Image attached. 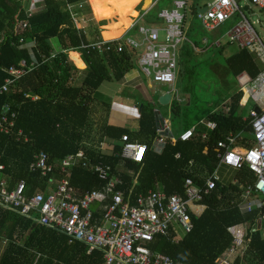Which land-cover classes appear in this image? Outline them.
<instances>
[{"label":"trees","instance_id":"obj_1","mask_svg":"<svg viewBox=\"0 0 264 264\" xmlns=\"http://www.w3.org/2000/svg\"><path fill=\"white\" fill-rule=\"evenodd\" d=\"M88 1L94 10H98L95 0ZM139 1L140 7L151 3V0ZM187 1L192 17L187 28L184 21L187 40L182 42L178 51L176 83L182 84V93L188 100L182 103L173 98L168 104L167 113L172 119L171 129L177 130V140L174 142L171 137H166L163 147L158 148L155 146L159 136L154 119L155 104L151 101L140 100L139 128L135 130L109 124L105 120L96 128L97 131L93 129L94 120L90 115L89 100L99 91L111 94L123 77L135 72L136 64L128 50H116L117 40L107 41L105 45H110V48L103 45L101 51L96 47L86 49L83 45L102 40L101 30L105 39L119 37L137 17L138 9L131 11L132 14L127 10L119 13L116 9V16L114 13L107 17V21H97L95 29L98 35L91 38L92 33L75 22L76 17L90 11L87 0H41L36 1L33 7L30 0H0V87L6 78H14L6 68L20 67V61H26V72L12 81L8 90L0 92V115L5 104L12 106V111L16 112L13 133L22 129L29 136L28 141L24 138L17 140L16 135L0 131V163L5 166L11 186L25 179L29 195L34 190H43L50 174L40 177L39 170L29 169L34 154L46 151L54 165L55 176L60 178L64 175L59 168L61 159L82 148L86 149L91 164L102 162L112 167L122 179L117 188L123 189L126 195L130 190L133 197L159 187L168 194L175 192L184 196V178L190 177L203 187L207 177L216 169L219 163L218 141L226 139L230 133L240 132L244 135L241 145L249 144L253 136L250 109L256 103L249 99L245 105L241 104L243 90L238 76L246 72L251 78L257 77L264 70V61L237 45L222 61L224 45L217 46L213 44L217 39L208 37L205 46L203 38L206 35H197L193 23L190 25L193 31L190 30L189 24L193 19L200 21L197 17L199 4L197 0ZM172 2L157 0L144 17L145 24L160 21L158 11L169 7ZM41 5L45 8L39 9ZM238 20L234 23L231 20L232 26ZM22 22H27V26L21 30ZM200 23L206 33L212 32ZM20 38H23L22 42ZM32 42L35 46L31 45ZM227 43L235 45L230 40ZM196 48L202 51H196ZM70 50L82 53L85 68L77 67L79 62V67L85 66L78 53L74 55L77 65L69 59ZM198 54L206 57L197 60ZM201 62L208 69L204 81ZM185 75L187 83L183 82ZM204 82L223 85L218 98L211 100L204 93L200 94L198 88L206 86ZM26 93L39 97L31 99ZM251 103L252 107L246 110ZM102 104L108 116L110 104ZM202 119L216 124L206 138L202 137L200 129H196L188 140L179 138L184 130ZM88 134L90 138L92 136L93 143L82 145L81 141L89 138ZM123 134L146 144L142 161L122 158L118 142L110 152L99 148L105 137L118 141ZM91 164L86 167L79 164L72 169L71 184L79 194L100 188L105 183L92 170ZM226 169H230L232 178H221L213 189L203 194L199 202L205 208L200 215L191 213L192 230L179 242L160 236L151 244L154 252L168 254L180 263L220 264V257L232 245L228 227L244 223L250 240L234 263L264 264V237L260 230L253 231L264 206L242 211L239 205L244 200V189L254 182V172L245 161L239 168ZM87 249V245L80 241L69 243L68 236L61 230L38 223L19 210L0 204V264H101L103 251L94 249L88 252Z\"/></svg>","mask_w":264,"mask_h":264},{"label":"built area","instance_id":"obj_2","mask_svg":"<svg viewBox=\"0 0 264 264\" xmlns=\"http://www.w3.org/2000/svg\"><path fill=\"white\" fill-rule=\"evenodd\" d=\"M249 3L256 5L264 13V0H212L206 5L205 11L197 12V17L208 31H212L220 23L239 14V20L227 32L228 40L241 48L248 49L264 61V42L245 14L244 4ZM187 5V0H173L169 7L158 11L160 21L141 24L138 27V31L143 34L142 42L146 43L140 55L137 51L140 43L131 37H127L124 41H121L120 37L104 38L92 44H85L83 47L86 49L96 47L101 51L107 41L117 40L118 44L115 48L118 52L126 49L132 56L135 55L137 60L134 62L141 71L146 76L152 73L155 82L168 83L170 87L168 92L178 99L179 95L175 87L178 76V51L182 42L187 40L184 31ZM150 9L151 7L146 9L142 15H146ZM26 26L27 22H22L20 29ZM161 30L166 32L165 42L159 40ZM22 41L23 38H20V42ZM203 42L206 44L207 40L204 38ZM213 44L220 45L221 41L217 39ZM33 45L35 46V42ZM105 46L107 49L110 48L108 44ZM19 65L20 67L6 68L14 78H6L5 84L0 87V92L8 90L9 84L26 72L24 59ZM238 80L244 91L243 96L246 94L241 104L245 105L250 98L256 103V106L250 109L252 140L242 146L243 137L239 132L230 133L226 139L218 141L216 147L219 163L207 177L203 187L190 177H186L184 196L175 192L168 194L157 187L132 197V190L126 195L123 189L117 188L122 183V179L115 174L110 165L100 162L91 164V161L84 160L86 151L80 149L76 153L65 155L59 164L60 171L65 175L57 178L49 154L40 150L35 153L30 169L39 170L42 176L50 174L47 188L29 195L25 179H20L11 188L8 187L5 166L0 163V204L15 208L21 214L36 219L38 223L61 230L68 236L69 243L80 241L87 245L88 252L94 249L102 250L101 264H186L176 262L168 254L154 252L151 244L160 236H167L174 242H179L192 230L191 213L197 212L194 206H199L203 194L213 189L216 182L222 178L221 167L239 168L244 161L247 162L254 172L255 179L244 189V202L240 204V208L242 211H251L255 207L264 206V70L255 78L241 73ZM26 96L37 98L28 93ZM15 117L16 112L5 104L4 112L0 117V131L16 135L18 140L24 138L28 141L29 136L22 129L13 133ZM201 123L206 126L201 134L206 138L216 124L213 121L206 123L201 121ZM196 127L195 125L184 130L179 138L188 140L194 134ZM167 129V123L157 127L159 136L155 141L156 147L161 148L165 144L166 136L162 131ZM172 140L176 141L174 137ZM120 144L122 158L136 162L143 160L146 153L145 143L132 140L128 134H123ZM78 158H81L83 166L92 165L98 177L105 182L102 187L86 190L82 194L78 193L70 182V170L79 163ZM93 204H100L98 214L92 209ZM254 230L264 231V208H261ZM228 231L232 236V245L220 257V264H235L234 259L244 252L250 240L244 223L231 225Z\"/></svg>","mask_w":264,"mask_h":264},{"label":"rangeland","instance_id":"obj_3","mask_svg":"<svg viewBox=\"0 0 264 264\" xmlns=\"http://www.w3.org/2000/svg\"><path fill=\"white\" fill-rule=\"evenodd\" d=\"M36 1H41V0H30V6L33 7V5ZM95 1H96L95 2L96 8H98V10H94L91 6L92 5L90 3L91 1H89L90 6H91L90 11L86 14H82L79 17H76V19H75V22L77 25H79L81 27L82 26L85 27L89 33L90 32L92 33V34H90L91 38H96L98 35V33L95 29V27L97 25V21H99V20L100 21H104V20L107 21V17H110V15H113L115 13L116 9L119 11V13H122L124 10H127L128 13L130 12V14H132L131 11L134 12L135 11L134 9H137L136 6L138 5V3H139L138 7H140V5H141L139 0H95ZM153 1H155V0H153ZM153 1L151 0V2H153ZM191 1L192 0H189V2H191ZM211 1L212 0H197V3L201 6H204V5H207ZM243 2H246V1H243ZM248 5H249V9H245V14L248 17L249 21L252 23L254 29L257 31L261 40L264 42V13L254 4L249 3ZM41 8L44 9L45 7L43 5H41L39 7V9H41ZM91 9H92V12H91ZM185 13H186L185 28H187V25H188L187 22L189 23V18L191 19V17H192V13H191V10L189 7H187V9H185ZM114 15L116 16V13ZM141 17L142 16H138L135 19H133L132 27L127 28L125 30V32H123L122 35L120 36L121 41H124V39H126L127 37H131L134 40H136L137 42H139L140 45L137 47V51H138L139 55L143 52V50L145 49V46H146V43L142 42L143 34L138 31V27L141 24H145V20H146V19L141 18ZM239 18H240L239 14H236V16H234V18L225 21L222 25H220V27L217 30L212 31V32L206 33L203 30L200 21H198L196 19H193L190 22L189 28H190V25L193 23L194 30H197L195 33L197 35H199L200 37L206 35L207 37H209V39H213L215 37L216 39L220 40L221 44L224 45V50H223L224 56L221 58V60L223 61V58L225 56H228L230 54V51H233L237 48L236 44L234 45V44H228L227 43V41H228L227 32L230 29V27L232 26V24L235 22V20H238ZM231 20H233L232 24H231ZM100 28L102 29V25L100 26ZM190 30L193 31L192 28H190ZM165 34H166L165 31H163V30L160 31V37H159L160 41H162V42L166 41ZM100 35L102 36V39H104V37L102 35V30H101ZM55 46H56V48H58L57 45H55ZM196 51L200 52V51H202V49L199 48ZM76 53H78V52L77 51H70L69 59H71V57H72V59H74L75 63L77 64L75 56H74ZM180 54H182L181 51H180ZM132 57H133L134 61L136 62L137 57L135 55ZM200 57L202 60L203 58L206 57V55L198 54V56L196 57L197 60H199ZM78 59H79V56H78ZM79 65H80V62H79ZM79 65H77L78 68H81V69L85 68V66L79 67ZM201 65H202L201 71L203 74L202 76H203V81H204L206 78L205 75H207L208 69L203 62H201ZM135 66H136L137 70H136L135 75L132 74V76H135V77H133L132 80H135L137 78L140 79L139 81L141 83V87L143 88V91H142L143 95H145L148 98L153 99L154 101H157L158 97L160 95V90L161 89L167 90L169 88V84L168 83L155 82L152 78V73L150 75L146 76L137 65H135ZM208 68L210 69V67H208ZM75 73H76V75L78 74V72H75ZM128 76H131V75H128ZM183 78H185L183 82L187 83V75H185ZM179 81H181L180 77H179ZM203 84H205L206 86H203V87L201 86L198 88L200 94L204 93L203 95H205L207 98H210L211 100H214V99L219 97V93H220V91H222V88H223V85L221 83L204 82ZM141 87H139L137 91L141 92ZM175 87H176V90L178 91V95L180 93V95H179L180 102L185 103L188 99H187L186 95L183 96L184 100L182 99V91H183L182 84H178V82H177L175 84ZM129 91L134 93V95H138V92H136L130 88H129ZM227 95H229V93ZM179 97H177V98H179ZM127 99L132 100L133 98H127ZM138 99H139V96H138ZM158 107L162 110L161 112H163V114L164 113L167 114L168 108H169L168 105H159ZM251 107H252V103L249 104L248 107H246V110H247V108L250 109ZM116 120L122 121V119L120 117H118ZM172 131H173L172 132L173 135L177 134L176 129L172 130ZM243 136L244 135L241 134V137H243ZM220 174H221V177L224 179H231L232 178V174H231L230 169H226V167H222L220 169ZM261 232L263 233L264 231L261 230Z\"/></svg>","mask_w":264,"mask_h":264},{"label":"crops","instance_id":"obj_4","mask_svg":"<svg viewBox=\"0 0 264 264\" xmlns=\"http://www.w3.org/2000/svg\"><path fill=\"white\" fill-rule=\"evenodd\" d=\"M153 1V0H152ZM157 3V0L151 2L147 7H138V5L136 6V8L138 9V16H142L141 18H144L145 15H142L146 9L148 8H152L156 5ZM206 6V5H204ZM247 6L246 9H249L248 8V5L244 4V7ZM198 7H203L201 5H198ZM245 9V8H244ZM141 10V11H140ZM149 11V10H148ZM136 18V17H135ZM134 18V19H135ZM145 19V18H144ZM212 31H215L212 30ZM122 35V34H121ZM120 35V36H121ZM207 42H208V37L205 36L204 37ZM203 38V39H204ZM214 42V41H213ZM208 44V43H206ZM205 44V46H206ZM221 45V44H220ZM219 46V45H217ZM209 47V46H207ZM232 51H230L231 53ZM72 58V57H71ZM136 72V71H135ZM133 73V74H136V73ZM133 77L135 76H125L121 79V81H119V87L118 88H115L114 90H112V93L111 94H107L105 92H97L93 97L92 99L89 100V104H90V115H91V118L94 120V125H93V129H96L100 126L101 123H103L105 120H107V122L109 124H115V125H121V126H127L129 127L130 129L132 130H135L137 128H139V117H140V106H139V103H140V100H144V101H151L155 104V108H154V119H155V111L159 112L161 114V117L164 119V121L168 124V126L170 127V130H171V133L168 134L169 137L172 138V135H173V131L171 129V116L169 115V113H164L161 112L162 110L158 107L159 105H168L169 103H171V101L173 100V98L175 97H172V94H171V99H170V102L168 104H161L159 103V101H154L153 99L151 98H148L146 97L145 95H143V88L141 87V83H140V79H135V80H132ZM141 87V92L137 91L138 88ZM129 88L138 92V95H134V93H132L131 91H129ZM170 89V87L167 89V90H160V95L161 94H164L166 92H168V90ZM170 93V92H169ZM27 94V93H26ZM25 94V95H26ZM33 96H37V98L39 97L38 95H35V94H32ZM31 95V96H32ZM107 95V96H106ZM159 95V96H160ZM180 95V93H179ZM138 96H139V99H138ZM184 94L182 93V99L184 100ZM127 98H133L132 100H128ZM31 99H36V98H32ZM176 99V98H175ZM179 102H180V97L177 99ZM102 102H108L110 104V109L111 111L109 110V114L108 116H106V107H104V104H102ZM142 105V104H141ZM10 109L12 110V106H10ZM120 110V111H119ZM4 112V111H3ZM3 112L1 113V115L3 114ZM0 115V117H1ZM118 117H120L122 119V121H118L116 120ZM205 120V119H204ZM163 123H160L159 125L156 124V121H155V125H156V129L157 127L161 126ZM200 128L202 127V124L201 123H198L197 124ZM97 130V129H96ZM98 131V130H97ZM4 133V132H3ZM94 134V132H93ZM92 135V134H91ZM175 137V135H173ZM89 138H85L84 141H81L82 142V145L85 144V142L89 144H92L93 141H92V136L90 138L89 134L88 136ZM22 139V138H21ZM19 139V140H21ZM18 140V139H17ZM132 140H135V141H138V142H141L139 141L138 138H134ZM25 141V140H24ZM120 144V140H111L108 138V137H105V139L100 143L99 145V148L101 150H107V152H110L113 150L114 148V144L117 143ZM141 143H144V142H141ZM82 149V148H81ZM80 150V149H79ZM84 151H86V149H82ZM86 158L83 157L84 160H87L88 162L90 161V158H89V155L86 151ZM35 155V154H34ZM81 158H78V160H80ZM33 161V160H32ZM81 164L82 165V162L81 160L79 161L78 164L76 165H79ZM74 165V167L76 166ZM83 166V165H82ZM72 167L70 172H71V175H72V169L74 168ZM86 167V166H84ZM222 168V167H221ZM29 169H30V164H29ZM31 170V169H30ZM93 170V168H92ZM34 171V170H32ZM36 171V170H35ZM94 171V170H93ZM95 172V171H94ZM65 175V173H64ZM71 175H70V179H71ZM40 177H44L42 175H40ZM8 179V177H7ZM26 181V180H25ZM71 182V181H70ZM15 185V184H14ZM13 185V186H14ZM49 185V181L46 182V188L47 186ZM10 185V181L8 179V187H13ZM36 190H41V189H36ZM42 191V190H41ZM165 191V190H164ZM34 192H36L34 190ZM33 192V193H34ZM244 201L242 200L239 205L241 203H243ZM2 205V204H1ZM4 206V205H2ZM99 207H100V204L99 205H95L93 204L92 205V209L96 212V214H98V210H99ZM205 208V205L204 204H200L199 206H194V209L197 211L196 213L192 212L193 214L195 215H200L202 213V211L204 210ZM264 234V232L262 233ZM263 236V235H262ZM264 237V236H263Z\"/></svg>","mask_w":264,"mask_h":264},{"label":"water","instance_id":"obj_5","mask_svg":"<svg viewBox=\"0 0 264 264\" xmlns=\"http://www.w3.org/2000/svg\"><path fill=\"white\" fill-rule=\"evenodd\" d=\"M206 6H203V7H197V12L201 11H205L206 10ZM245 9L247 8V6L244 7ZM170 99H171V93L169 92H166L164 94H161L159 97H158V101L159 103L161 104H168L170 102ZM142 107V105H140V108ZM257 110H259V108H257ZM155 121H156V124L159 125L160 123H164V119L161 117V114L157 111H155ZM163 133L165 134H170V131L167 129L165 130Z\"/></svg>","mask_w":264,"mask_h":264},{"label":"clouds","instance_id":"obj_6","mask_svg":"<svg viewBox=\"0 0 264 264\" xmlns=\"http://www.w3.org/2000/svg\"><path fill=\"white\" fill-rule=\"evenodd\" d=\"M87 3H88V0H87ZM88 5H89V3H88ZM131 25H132V24H131ZM131 25H130V26H131ZM77 26H79V25H77ZM130 26H129V27H130ZM129 27H128V28H129ZM124 32H125V31H124ZM31 45L34 46V45H33V42H32ZM70 51H77V52L79 53L80 59L85 63V61L83 60V57H82V53H81L80 51H78V50H70ZM70 51H69V53H70ZM71 59H72V58H71ZM72 60L74 61V59H72ZM74 62H75V61H74ZM75 64H76V63H75ZM76 65H77V64H76ZM77 67H78V66H77ZM85 67H86V63H85ZM135 71H136V70H135ZM135 73H136V72H135ZM243 73L247 74L246 72H243ZM243 93H244V91H243ZM31 95H32V94H31ZM245 95H246V94H244V96H245ZM244 96H242L243 99H245ZM250 99H251V98H250ZM241 100H242V99H241ZM248 100H249V99H248ZM246 103H247V102H246ZM246 103H245V104H246ZM201 121H204V122L206 123L207 121H210V120H206V119L204 120V119H202ZM201 121L198 122V123H201ZM164 123H166V122H164ZM164 123H163V124H164ZM198 123H197V124H198ZM163 124H162V125H163ZM197 124H195V125L197 126V127L195 128V130H196V129H200V130L203 132L206 126H204V124L201 123V124H202V127L200 128ZM195 125H193V126H195ZM168 130H169L170 133H171V130H170V127H169V126H168ZM212 131H213V130H212ZM212 131H211V132H212ZM163 132H164V131H162V134H164L166 137H169L168 134H165V133H163ZM202 132H201V134H202ZM211 132H210V133H211ZM210 133H209V134H210ZM209 134H208V135H209ZM166 137H165V139H166ZM172 137H174V136L172 135ZM174 138L177 140L176 137H174ZM171 139H172V138H171Z\"/></svg>","mask_w":264,"mask_h":264},{"label":"bare ground","instance_id":"obj_7","mask_svg":"<svg viewBox=\"0 0 264 264\" xmlns=\"http://www.w3.org/2000/svg\"><path fill=\"white\" fill-rule=\"evenodd\" d=\"M120 37V36H119ZM117 38V37H116ZM112 39H114V38H112ZM221 104V103H220ZM223 105V104H222ZM229 107V106H228ZM228 110H229V108H228ZM218 158V157H217ZM102 163V162H101ZM104 164V163H103Z\"/></svg>","mask_w":264,"mask_h":264},{"label":"flooded vegetation","instance_id":"obj_8","mask_svg":"<svg viewBox=\"0 0 264 264\" xmlns=\"http://www.w3.org/2000/svg\"><path fill=\"white\" fill-rule=\"evenodd\" d=\"M88 3H89V1H88ZM89 6H90V3H89ZM90 8H91V6H90ZM91 12H92V9H91Z\"/></svg>","mask_w":264,"mask_h":264}]
</instances>
